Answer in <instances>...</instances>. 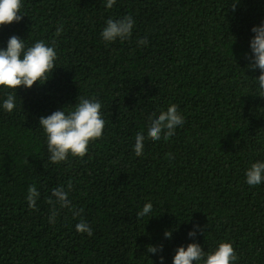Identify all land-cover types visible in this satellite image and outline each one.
Wrapping results in <instances>:
<instances>
[{
	"label": "trees",
	"instance_id": "obj_1",
	"mask_svg": "<svg viewBox=\"0 0 264 264\" xmlns=\"http://www.w3.org/2000/svg\"><path fill=\"white\" fill-rule=\"evenodd\" d=\"M233 3L117 0L106 10L102 0H23L25 16L0 27V47L12 35L53 39L59 23L64 31L50 80L18 88V111L0 110V264H159V255L172 264L180 244L207 251L224 240L237 264H264V185L244 182L250 161L264 157V98L251 85L259 70H244L264 0ZM129 14L132 36L103 42L105 19ZM144 37L148 45L138 46ZM79 95L101 100L104 133L85 157L53 164L39 118ZM169 103L184 124L168 141L146 138L136 156L135 134ZM68 181L92 236L75 230L67 210L48 223L50 190ZM30 184L41 192L35 209L25 200ZM149 201L155 216L138 221ZM193 225L201 231L190 238ZM149 244L158 252L148 254Z\"/></svg>",
	"mask_w": 264,
	"mask_h": 264
},
{
	"label": "clouds",
	"instance_id": "obj_2",
	"mask_svg": "<svg viewBox=\"0 0 264 264\" xmlns=\"http://www.w3.org/2000/svg\"><path fill=\"white\" fill-rule=\"evenodd\" d=\"M117 0H102L103 7L111 10ZM239 0L232 4L233 10ZM23 0H0V27L19 23L23 17ZM135 28V20L132 15L111 17L105 19L100 37L105 43L116 41L124 42L129 39ZM64 31L63 23L56 26L54 37L58 38ZM254 35L249 40V51L244 53L248 61L245 70H259L258 76H252L251 85L253 92L264 98V20L254 25L250 30ZM38 39L32 42L28 38L12 35L6 41V47H0V110L13 113L19 110L22 100L17 92L20 87L31 89L38 82L45 85L57 66L58 51L57 40ZM138 46H147V37L137 40ZM246 77H250L246 75ZM247 82V81H246ZM19 97V99H18ZM101 100L96 96L77 97V102L72 105L53 111L50 115L39 118V128L45 137L48 159L53 164L66 162L69 157L83 158L89 151L90 144L100 139L104 133L106 121L102 111ZM147 127L141 128L135 134L133 151L136 156L144 152L146 138L152 141H168L176 133L178 127L184 124V115L176 103H169L166 108L149 113L146 120ZM172 159V155L168 154ZM244 182L250 187L264 185V157L250 161L244 170ZM73 184L71 181L53 187L47 197L48 223L55 225L61 212L67 210L73 219L78 218L75 230L87 236L93 235V227L87 219L83 218V209L77 208L71 198ZM41 199V192L36 184H30L25 200L30 209L37 207ZM153 215V204L146 202L136 212V219L149 220ZM187 222V221H186ZM177 228H169L164 231V236L171 240L173 232ZM201 231L199 225H193L188 231V237H195ZM160 251L163 245H160ZM158 248L149 244L148 254H155ZM150 257V256H149ZM159 264H165V256L159 255ZM239 257L231 240L218 242L207 251L198 242L178 245L172 256V264H237Z\"/></svg>",
	"mask_w": 264,
	"mask_h": 264
}]
</instances>
